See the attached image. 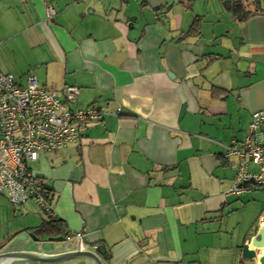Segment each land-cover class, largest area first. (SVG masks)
<instances>
[{
    "label": "crops",
    "instance_id": "obj_1",
    "mask_svg": "<svg viewBox=\"0 0 264 264\" xmlns=\"http://www.w3.org/2000/svg\"><path fill=\"white\" fill-rule=\"evenodd\" d=\"M261 6L241 21L224 0H0L1 70L112 113L33 165L64 235L105 246L106 264H259L243 247L264 228V188L228 195L224 154L264 109ZM34 206L1 205L0 252L50 220L39 208L32 223Z\"/></svg>",
    "mask_w": 264,
    "mask_h": 264
},
{
    "label": "built area",
    "instance_id": "obj_2",
    "mask_svg": "<svg viewBox=\"0 0 264 264\" xmlns=\"http://www.w3.org/2000/svg\"><path fill=\"white\" fill-rule=\"evenodd\" d=\"M55 15V9L49 7L47 17ZM80 93L77 86H66L61 94L41 87L32 72L23 85L0 68V194L13 206L32 202L57 221L55 195L35 174L33 165L42 156L80 144L92 125L112 114L108 105L75 107ZM224 158L237 160L235 182L228 195L264 188V109L253 112L244 139L234 140ZM75 238L78 243L80 238V246L85 248L82 233L66 236L68 241Z\"/></svg>",
    "mask_w": 264,
    "mask_h": 264
},
{
    "label": "water",
    "instance_id": "obj_3",
    "mask_svg": "<svg viewBox=\"0 0 264 264\" xmlns=\"http://www.w3.org/2000/svg\"><path fill=\"white\" fill-rule=\"evenodd\" d=\"M227 4L231 7L230 1ZM65 240L63 236H51L40 227L33 228L17 236L0 253V264H106L103 261L108 259L105 246L91 250L81 248L80 238L79 243L77 238L63 243ZM261 249H264V228L259 229L255 238L249 239L243 247V256L249 260H257L260 256L259 264H264Z\"/></svg>",
    "mask_w": 264,
    "mask_h": 264
},
{
    "label": "trees",
    "instance_id": "obj_4",
    "mask_svg": "<svg viewBox=\"0 0 264 264\" xmlns=\"http://www.w3.org/2000/svg\"><path fill=\"white\" fill-rule=\"evenodd\" d=\"M224 1H230L231 2V10L232 14L235 18L238 20H245L253 13L259 12L261 10V4L262 0H224ZM60 221H54L53 219H50L49 221L45 222L42 226H40L41 229L47 230L51 236H63L66 235L63 234V231H61Z\"/></svg>",
    "mask_w": 264,
    "mask_h": 264
},
{
    "label": "rangeland",
    "instance_id": "obj_5",
    "mask_svg": "<svg viewBox=\"0 0 264 264\" xmlns=\"http://www.w3.org/2000/svg\"><path fill=\"white\" fill-rule=\"evenodd\" d=\"M249 201L250 202L247 203L246 207L243 208L241 214L238 215V217H236L238 219L243 218L244 221H245V225L244 226H246L247 228L250 227V226L255 225L257 223V220H258V217H257L258 206H257V204H256V202L254 200L250 199ZM7 202H8L7 199L3 195L0 194V207H1L2 204L7 203ZM34 209H35L34 215H33L34 218H31L30 221L32 223H34V222L38 223V222H40L41 220L44 219V216L40 214L41 212H39V210H40L39 208L35 207ZM262 253H264V252H262Z\"/></svg>",
    "mask_w": 264,
    "mask_h": 264
},
{
    "label": "flooded vegetation",
    "instance_id": "obj_6",
    "mask_svg": "<svg viewBox=\"0 0 264 264\" xmlns=\"http://www.w3.org/2000/svg\"><path fill=\"white\" fill-rule=\"evenodd\" d=\"M2 226V224L0 225V227ZM4 226H6V225H4ZM2 228V227H1ZM21 234V233H20ZM20 234H18L17 236H19ZM67 236V235H66ZM66 236H65V238H66ZM58 237V236H57ZM18 250V249H17ZM6 252H8V251H6ZM0 253H3V252H0Z\"/></svg>",
    "mask_w": 264,
    "mask_h": 264
},
{
    "label": "bare ground",
    "instance_id": "obj_7",
    "mask_svg": "<svg viewBox=\"0 0 264 264\" xmlns=\"http://www.w3.org/2000/svg\"><path fill=\"white\" fill-rule=\"evenodd\" d=\"M264 252V249H261V253Z\"/></svg>",
    "mask_w": 264,
    "mask_h": 264
}]
</instances>
